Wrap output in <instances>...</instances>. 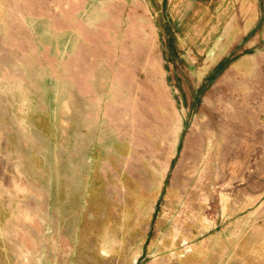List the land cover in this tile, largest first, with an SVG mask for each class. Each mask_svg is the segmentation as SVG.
<instances>
[{
    "label": "rangeland",
    "instance_id": "1",
    "mask_svg": "<svg viewBox=\"0 0 264 264\" xmlns=\"http://www.w3.org/2000/svg\"><path fill=\"white\" fill-rule=\"evenodd\" d=\"M235 1L255 26L206 59L165 0H0V264H264V0Z\"/></svg>",
    "mask_w": 264,
    "mask_h": 264
},
{
    "label": "crops",
    "instance_id": "2",
    "mask_svg": "<svg viewBox=\"0 0 264 264\" xmlns=\"http://www.w3.org/2000/svg\"><path fill=\"white\" fill-rule=\"evenodd\" d=\"M203 1L165 0V7L162 8L169 26L176 36H179L181 44L184 46L189 44L192 50L202 54L206 59L216 56V53H220V56L222 53L228 54L232 45L237 44L254 28L255 18L252 16L245 22L243 20L246 23V27H243L244 23L239 20L237 14L229 11L230 0ZM236 3L237 0L233 3L234 10ZM256 56L258 55H248L244 60L242 59L239 68L256 66L257 62H254Z\"/></svg>",
    "mask_w": 264,
    "mask_h": 264
},
{
    "label": "bare ground",
    "instance_id": "3",
    "mask_svg": "<svg viewBox=\"0 0 264 264\" xmlns=\"http://www.w3.org/2000/svg\"><path fill=\"white\" fill-rule=\"evenodd\" d=\"M186 175L188 176V174H186ZM163 183H164V182H163ZM224 199H225V198L223 197V200H224ZM21 211H22V210H21ZM25 211H26V210H25ZM19 212H20V211H19ZM186 238H187V237H186ZM39 252H40V251H39ZM138 254H139V253H138ZM138 254H137V255H138ZM135 258H136V257H135ZM134 261H135V260H134Z\"/></svg>",
    "mask_w": 264,
    "mask_h": 264
}]
</instances>
